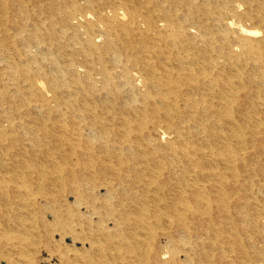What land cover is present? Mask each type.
<instances>
[{
  "label": "bare ground",
  "instance_id": "1",
  "mask_svg": "<svg viewBox=\"0 0 264 264\" xmlns=\"http://www.w3.org/2000/svg\"><path fill=\"white\" fill-rule=\"evenodd\" d=\"M41 247L264 264V0H0V264Z\"/></svg>",
  "mask_w": 264,
  "mask_h": 264
},
{
  "label": "rangeland",
  "instance_id": "2",
  "mask_svg": "<svg viewBox=\"0 0 264 264\" xmlns=\"http://www.w3.org/2000/svg\"><path fill=\"white\" fill-rule=\"evenodd\" d=\"M72 199V198H71ZM59 237V236H58ZM58 237H54V238H57L58 239ZM71 237L70 236H66V237H64L63 238V242L62 241H60V244L63 246V247H65V246H67V245H70L71 246V248H69L68 250H69V254H73V251L72 252H70L71 251V249H73V247H76V246H79V244H75V245H71ZM65 241V242H64ZM70 242V243H69ZM64 243V244H63ZM66 244V245H65ZM65 245V246H64ZM67 248H68V246H67ZM44 251V252H43ZM48 251V249H46L45 247H41V249L39 250V252H37V253H35V255H34V264H37V262H38V264H48V263H51L49 260H47V256H48V253H49V251ZM39 253V254H38ZM41 253V254H40ZM47 253V254H46ZM41 255V256H40ZM47 255V256H46ZM43 256V257H42ZM40 259V260H39ZM46 259V260H45Z\"/></svg>",
  "mask_w": 264,
  "mask_h": 264
}]
</instances>
